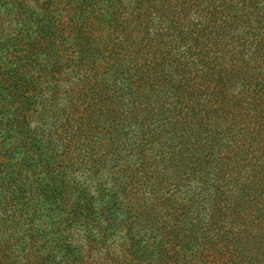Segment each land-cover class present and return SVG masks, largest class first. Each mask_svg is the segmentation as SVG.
<instances>
[{"label":"trees","instance_id":"1","mask_svg":"<svg viewBox=\"0 0 264 264\" xmlns=\"http://www.w3.org/2000/svg\"><path fill=\"white\" fill-rule=\"evenodd\" d=\"M0 32V264H264V0H0Z\"/></svg>","mask_w":264,"mask_h":264},{"label":"rangeland","instance_id":"2","mask_svg":"<svg viewBox=\"0 0 264 264\" xmlns=\"http://www.w3.org/2000/svg\"><path fill=\"white\" fill-rule=\"evenodd\" d=\"M4 29H5V31H4L3 35H6L7 34V31H6L7 29L6 28H4ZM6 39H7V37L1 36V32H0V44L4 43Z\"/></svg>","mask_w":264,"mask_h":264}]
</instances>
